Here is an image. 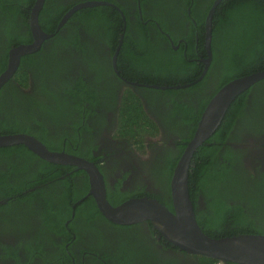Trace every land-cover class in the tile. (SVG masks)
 <instances>
[{"label":"flooded vegetation","instance_id":"af4514ba","mask_svg":"<svg viewBox=\"0 0 264 264\" xmlns=\"http://www.w3.org/2000/svg\"><path fill=\"white\" fill-rule=\"evenodd\" d=\"M86 1L98 4L75 8L60 27L57 25V30L62 27L60 35L77 43L51 49L53 42L48 40L53 35L42 42L45 49L53 50L52 59L58 62L59 70L53 72V63L45 57L32 69L30 62L24 61L29 66L26 85L20 86L14 75L7 81L13 79L27 97L29 104L19 108L24 115H31L30 124L36 130L40 127L33 119L45 125L44 138L55 147L46 142L50 149L42 142L49 150L83 157L98 167L110 204L147 197L170 203L173 209L170 180L174 168L170 176V164L178 161L192 138L187 140L199 100L215 90L221 72L223 51L217 47L219 44L212 45V35L210 57L204 46V31L201 43L196 32L195 55L187 53V32L191 22L196 23L191 16L192 5L201 8L202 0H191V4L188 0H44L63 5L67 10L62 17ZM105 6L110 7L108 15L119 14L120 32L107 33L105 17L101 15L87 19L80 12L75 13L85 7ZM143 31L148 45L145 50L136 47ZM256 43L257 37L253 39V48ZM145 57L162 64H175L183 58L189 67H193L192 62L200 64L201 72L190 82L149 84L145 80L156 79L152 70L130 65V59ZM41 64L44 70L39 73ZM206 73L204 84L191 88ZM78 79L90 89L76 87ZM245 91L244 105L226 129L223 140L212 141L214 148L218 147L213 170L217 176L207 178L204 193L200 188L190 198L197 223L203 227L215 221L218 210L225 212L223 223L227 228L238 213L264 230V78ZM131 102L140 103L144 113L140 118L147 119L131 121L129 126L133 130L126 132L122 129L121 112L131 108ZM2 116L0 109V119ZM136 136H141V143L134 141ZM66 166L65 175L80 190L82 169ZM39 169L38 163L29 162L27 156L17 151H0V264H200L202 255L173 244L149 221L118 224L108 220L88 191L72 204L61 234L46 232L44 239L32 242L31 237L41 227V219L33 211L42 207L40 201L49 199L51 191L57 195L59 179L64 177L48 178ZM36 174L40 177L35 178ZM34 180L40 183H33ZM93 206L98 214L93 212ZM40 242L45 245L39 248ZM12 247L16 252L5 249Z\"/></svg>","mask_w":264,"mask_h":264},{"label":"trees","instance_id":"16d2710c","mask_svg":"<svg viewBox=\"0 0 264 264\" xmlns=\"http://www.w3.org/2000/svg\"><path fill=\"white\" fill-rule=\"evenodd\" d=\"M34 1L35 0H0V74L6 69L9 49L22 43H29L32 40L28 20L30 9ZM212 2L213 0H202L203 5L201 4V8L198 9L193 8L196 7L195 3L192 5L191 16L196 23L194 24V22H191L190 30L187 32L188 35L186 36L187 53L189 56L195 55L194 47L196 32L199 35L200 43L201 40H203L205 18ZM188 3L191 4V0H188ZM66 10L67 9H64V6L61 4L59 5L44 2L39 12L38 20L41 28L45 32H53V36L50 38L51 40H48L53 42L51 49L62 48L68 46L69 44L73 45L77 43L75 40H70L69 38L66 39L59 34L62 27L57 30L58 22ZM109 10V6L104 9L103 7H85L77 10L75 13L80 12L82 16L87 19H90L93 15H101L102 17H105V31L112 34L118 31L117 28L118 26H121L122 21L118 13L108 15ZM67 25L68 23L64 24L65 27ZM145 34L146 32L143 31L138 40H136V47L139 49H147V36ZM212 37V45L216 46V44H219L217 47L223 51V54L220 57L222 59L221 72L218 77L215 90L211 92L206 99L199 100V106L196 112L197 116L192 118L194 127L191 129L187 140L192 137L199 116L208 101L219 90V88L236 77H241L243 75L264 69V0H221L215 8L212 17ZM255 37H257V43L253 48L252 42ZM46 50L47 49H45L42 44L37 51L21 56L20 64L13 77V79H15L20 86L26 85V81L28 79V67L31 66L30 69H32V67L37 66L39 59H43L45 57L44 60H50L53 63V66L51 67L53 72H57L59 70L58 62L52 59V57H54L53 50ZM137 60L142 61L137 63ZM24 61L30 62L29 66L26 65L28 62L24 63ZM185 62L186 60L183 58H180L178 63L175 64H170L169 62L163 64L161 62H153L147 57L130 59V65L134 68L137 67L136 65L144 66L146 69L150 68L152 73L155 74L154 76H156V79L145 80V82L157 85H175L190 82L198 77L201 72V69L199 68L200 64L192 62L191 64H193V67H189ZM39 68L41 69L39 73H42V70H44V64H41ZM208 73L196 82L194 86H191V88L203 85L207 80ZM13 79L7 81L0 89V109L3 110V116L0 119V134L26 132L34 135L41 142H44L47 145L48 142L44 138L46 127L43 122L33 119L35 122L34 124H37L40 127L36 130L35 127L30 124V122H32L31 115H24L22 113L23 111L19 108L20 105L25 106V103L29 104V101L27 97L25 98V96L17 88ZM76 87L90 89L89 86L81 79L77 80ZM170 92L176 93L177 91L170 90ZM91 93L94 92L92 91ZM245 93L246 91L236 96L227 108L221 123L215 129L212 136L195 151L188 173L189 195L191 199L195 197V192H197L200 188L203 193L205 192L208 177L217 176L213 170L217 163V160H215V154L218 147L215 149L214 147L216 146L215 144L212 145V141L223 140L226 129L231 127L235 116L240 113V109L244 105ZM128 106L131 108L122 109L121 112V120L123 122L122 129L123 131L125 130L127 132V130H129V132H131L133 130L132 126H129L131 121L140 119L146 120L147 118H140V115L144 116V113L141 110L139 102H131ZM185 115L189 116L188 114ZM25 118L27 121H24ZM134 139L136 143L142 142L141 136H136ZM206 144L211 145L207 146ZM48 145L55 148L49 143ZM50 147L48 146V148ZM183 148L184 146L182 149ZM69 150L71 151V148ZM0 151H17L27 156V160H29V162L33 161L34 163L39 164L41 167V169H39V173L41 175H44L45 173L48 178H60V176H64L59 179L61 185H59L57 195H54L51 191L50 196H48L49 199L42 198L40 201L43 203L42 207L34 209L33 215L37 214L39 216L41 219V227L33 234L31 241L39 242L40 239H44L46 232L61 234L64 228L63 222L68 217L72 204L75 202L76 198L82 196L89 189L87 174L83 170H80V173L84 174L82 182L83 186L80 190H76L73 187L69 176L65 175V169H67L68 166H62L61 164L46 161L37 156L23 144L2 146L0 147ZM76 153L81 154L80 152ZM176 161L177 159L170 164V176ZM25 166H28V164H25ZM49 172H52V174H47ZM34 177L37 178L40 176L36 174ZM33 183L40 182H35L34 180ZM32 185V183H29V186ZM91 198L89 197L88 199L91 201ZM159 201L165 204L170 210H173L170 203L163 202V200ZM93 205H95V203H93ZM95 208L96 207L93 206L92 210L98 214ZM30 212L31 210H29L28 215ZM216 216L215 221L210 225L207 224L205 227H203V224L198 222L200 228L211 237L232 236L238 234H264V230L260 225L255 223L250 218L241 216V214L236 213L232 217V223L228 228L223 223L226 221L225 212L217 210ZM42 244L43 243L39 244V248ZM5 249H11L16 252L15 247ZM199 261L200 264L220 263L215 259L205 256H200Z\"/></svg>","mask_w":264,"mask_h":264},{"label":"water","instance_id":"95a60500","mask_svg":"<svg viewBox=\"0 0 264 264\" xmlns=\"http://www.w3.org/2000/svg\"><path fill=\"white\" fill-rule=\"evenodd\" d=\"M220 1L214 0L205 18L204 46L209 57L212 17ZM43 4L44 0H35L30 9L28 21L32 41L9 49L6 69L0 74V88L13 77L21 56L37 51L42 42L53 35V33L45 32L39 24L38 15ZM96 4L98 2L94 1L79 3L61 18L58 27L75 8ZM205 63L208 64L209 60L205 59ZM263 78L264 69L236 77L219 88L208 101L200 115L193 136L186 144L171 176L170 192L173 211L157 199L147 197L132 198L118 205L110 204L106 199L103 176L93 162L64 151L49 150L31 134H0V147L23 144L46 161L71 165L84 170L89 181L88 195L94 198L101 214L114 223L133 224L149 221L167 240L188 252L215 259L223 264H264V234H238L221 237L207 235L197 223L188 190L189 164L195 150L213 134L236 96Z\"/></svg>","mask_w":264,"mask_h":264}]
</instances>
